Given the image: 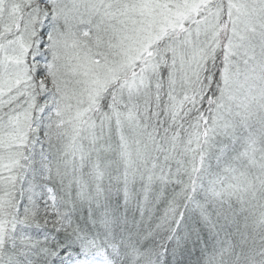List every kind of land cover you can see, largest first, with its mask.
Listing matches in <instances>:
<instances>
[{"label": "snow or ice", "instance_id": "obj_1", "mask_svg": "<svg viewBox=\"0 0 264 264\" xmlns=\"http://www.w3.org/2000/svg\"><path fill=\"white\" fill-rule=\"evenodd\" d=\"M0 264H264V0H0Z\"/></svg>", "mask_w": 264, "mask_h": 264}]
</instances>
